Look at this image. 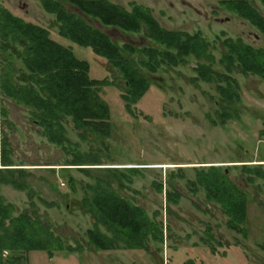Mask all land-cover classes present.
I'll use <instances>...</instances> for the list:
<instances>
[{
    "label": "rangeland",
    "instance_id": "374dc122",
    "mask_svg": "<svg viewBox=\"0 0 264 264\" xmlns=\"http://www.w3.org/2000/svg\"><path fill=\"white\" fill-rule=\"evenodd\" d=\"M111 1L130 11L134 4L145 5L169 30L182 29L190 34L201 31L211 44L210 51L216 62L211 64L190 54L184 63L161 65L153 73L139 63L141 56H147L134 54L140 70L152 85L128 109L122 97L126 85L120 70L95 54L91 47H82L60 36L56 15L47 12L41 0H0L15 15L48 28L55 40L71 45L78 57L89 61L90 76L107 78L110 84L98 89L100 98L109 106L110 135L103 137L91 130L88 136H82L68 116L65 125L70 141L65 145L48 140L29 109L0 91V138L8 135L15 164L12 167L22 168L0 169V196L5 203L14 204V216L25 210L34 214L65 246L78 250L66 249L53 255L45 250H33L21 262L264 264V179L258 177L250 183L244 171L246 165L264 169V78L233 69L231 75L240 83L241 98L231 105L223 103L215 81L195 79L198 76L195 68L201 63L226 72L225 65L220 63L227 52L225 40L242 38L256 49L263 48L264 32L227 5L219 9L221 0H186L204 14L182 5L185 0ZM249 1L264 16V0ZM63 3L69 12L108 33L120 46L129 43L137 48L165 49L164 44L147 36L145 26L141 32H126L86 15L68 1ZM216 17L221 22L214 21ZM15 46L23 50L21 42ZM15 62L17 67H24L21 59L16 58ZM224 111L229 112V117L223 122ZM1 151L0 142V168H8L2 165ZM79 159L98 165L74 166L73 162ZM212 165L219 166L248 195L244 232L229 228V217L221 205L209 201L203 187L194 191L189 183L196 179L198 170ZM129 167H138V172L128 171ZM109 168H118V171ZM173 172L175 178H172ZM122 174L132 176V183L126 188L119 183L118 176L122 178ZM98 180L112 185L123 197L145 208L162 225L163 241L151 238L147 250L122 247L123 243L119 249L95 248L87 234L88 229L94 228L95 220L84 212L82 201L86 195H93L87 186L95 185ZM12 181L23 188H17ZM168 190L181 193L178 204L167 201ZM100 226L106 232L105 226ZM209 227L213 238L207 233ZM2 252V264H14L15 254L9 249Z\"/></svg>",
    "mask_w": 264,
    "mask_h": 264
},
{
    "label": "trees",
    "instance_id": "16d2710c",
    "mask_svg": "<svg viewBox=\"0 0 264 264\" xmlns=\"http://www.w3.org/2000/svg\"><path fill=\"white\" fill-rule=\"evenodd\" d=\"M64 1L77 6L86 15L101 20L103 24L119 27L126 32H141L145 26L147 36L164 44L165 49L149 46L137 48L129 43L120 46L108 33L69 12ZM41 4L47 12L56 15L55 23L60 36L82 47H91L95 54L108 59L109 64L120 70L126 85V92L122 93V97L128 109L132 108L133 103L139 102L152 85L140 70L134 54H145L148 59L141 56L139 63L153 73L161 65L178 66L184 63L186 56L190 54L211 64L216 62L215 55L210 51V42L200 33L169 30L142 5L134 4L130 11L110 0H41ZM226 5L240 12L264 32V16L249 0H228ZM18 42L22 43L23 50H18L15 46ZM223 44L227 52L223 54L220 63L225 65L226 72L216 70L211 64L201 63L195 68L198 74L195 79L215 81L223 103L231 105L241 98L240 83L231 72L238 68L245 75L254 73L264 78V47L256 49L242 38H228ZM16 58L23 61L24 67H17ZM103 85H110L108 79L92 78L89 61L78 57L71 45L58 42L48 28L26 21L0 4V91L29 109L48 140L60 145L70 141L65 125L68 116L82 136H88L92 130L108 137L111 133L110 110L98 93L99 87ZM3 111L5 110L2 109ZM228 114L227 111L222 113L223 122L229 117ZM0 142L1 162L8 167L0 169H22L12 167L15 164L11 157L8 135H2ZM82 161L84 160L74 161L73 165H98ZM109 169L118 171V168ZM126 169L133 173L138 172L139 168ZM244 171L248 174L247 180L250 183L258 177L264 179V169L261 167L251 168L246 165ZM118 179L123 188L132 183V176L127 174H122V178L118 176ZM189 183L194 191L203 187L206 198L221 205L223 212L229 217V228L244 232L248 195L225 171L212 165L208 169L198 170L196 179ZM12 184L23 188L16 181H12ZM87 187L92 190L93 195H86L82 208L95 220L94 228L87 231L89 242L95 248L119 249L123 243L122 247L147 250L151 238L163 241L162 225L145 208L126 199L112 185L103 184L100 180ZM158 187L162 191L163 185ZM181 197L177 190L166 191L169 203L178 204ZM14 209V204L5 203L0 196V264L3 263L1 254L4 249L15 254L14 264H24L21 260L26 261V254L33 250H45L50 255L66 249L78 251L73 246H65L63 240L55 236L51 228L34 214L25 210L14 216ZM101 224L105 226L106 232L101 230ZM207 233L214 237L210 227ZM262 247L264 249V244Z\"/></svg>",
    "mask_w": 264,
    "mask_h": 264
},
{
    "label": "flooded vegetation",
    "instance_id": "af4514ba",
    "mask_svg": "<svg viewBox=\"0 0 264 264\" xmlns=\"http://www.w3.org/2000/svg\"><path fill=\"white\" fill-rule=\"evenodd\" d=\"M111 1V0H110ZM118 4V3H117ZM181 4L182 5H184V6H189L193 11H195V12H197L198 14H204L203 13V11L200 9V8H198V7H195V6H193L192 4H190L188 1H182L181 2ZM252 4V3H251ZM138 5H142V4H138ZM225 5H226V0H221V2H220V4H219V9H221L222 7H225ZM142 6H145V5H142ZM133 7H134V5H133ZM146 7V6H145ZM148 7V6H147ZM133 9V8H132ZM216 9H213V11H215ZM206 17L207 18H209L208 17V15H206ZM214 19V21H216V22H218V21H220L221 22V19H218L217 17L216 18H213ZM223 22V21H222ZM179 30H181V31H184V32H187V31H185V30H182V29H179ZM195 33H200L202 36H203V33L201 32V31H196ZM204 37V36H203Z\"/></svg>",
    "mask_w": 264,
    "mask_h": 264
},
{
    "label": "water",
    "instance_id": "95a60500",
    "mask_svg": "<svg viewBox=\"0 0 264 264\" xmlns=\"http://www.w3.org/2000/svg\"><path fill=\"white\" fill-rule=\"evenodd\" d=\"M172 178H175V174H174V172L172 173Z\"/></svg>",
    "mask_w": 264,
    "mask_h": 264
}]
</instances>
